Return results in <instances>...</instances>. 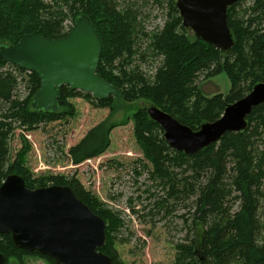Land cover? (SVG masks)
Wrapping results in <instances>:
<instances>
[{"label":"trees","instance_id":"obj_1","mask_svg":"<svg viewBox=\"0 0 264 264\" xmlns=\"http://www.w3.org/2000/svg\"><path fill=\"white\" fill-rule=\"evenodd\" d=\"M154 1L166 4L167 18L161 27L147 32L137 21V11L126 6L124 0H0V44H15L26 34L61 38L75 18L85 14L101 43L97 72L122 91V98L115 99L146 100L192 130L203 122L217 120L227 104L242 98L254 84L264 83V0H238L227 8L234 43L225 52L196 38L182 25L176 0ZM136 54L159 59L152 74H144L131 63ZM219 73H225L230 82L228 93L205 95L197 85L198 78ZM19 82L27 90L22 99L15 94ZM38 89L35 73L0 58V115L7 108L2 115L7 123L0 116V185L8 174H17L31 189L69 186L105 222L106 242L99 250L113 264H122L114 246L118 222L103 217L99 204L79 180L52 174L34 177L23 162V155L32 147L26 133L19 134L20 146L12 156L9 147L12 128L30 133L41 124L65 119V112L59 110L61 106L72 108L70 98L80 96L96 108L111 107L114 99H95L89 93L62 86L58 110L39 112L31 107ZM129 121L143 155V170L162 187L163 196L149 194L152 209L171 215L176 207L184 209L180 216L186 230L182 252L188 261L177 263L264 264V104L252 108L243 131L226 132L194 154L172 149L158 123L148 117L146 107L138 108ZM109 122L101 120L68 148L70 163L79 165L96 159L108 149L117 125ZM135 172L140 173L136 168ZM0 253L6 263L11 257L22 261L30 255L56 264L49 256L18 248L10 234L0 235Z\"/></svg>","mask_w":264,"mask_h":264},{"label":"water","instance_id":"obj_2","mask_svg":"<svg viewBox=\"0 0 264 264\" xmlns=\"http://www.w3.org/2000/svg\"><path fill=\"white\" fill-rule=\"evenodd\" d=\"M238 0H176L182 25L196 38L221 52L233 46L227 24V8ZM100 39L88 16H77L61 38L26 34L15 44H0L4 63L33 72L39 89L31 107L39 112H56L62 86L89 93L95 99L122 98L120 88L103 80L97 72ZM264 104V83L234 103L227 104L213 122L197 130L181 124L151 104L148 117L158 123L167 144L174 150L194 154L217 142L226 132L243 131L246 116ZM10 234L13 243L27 252L49 256L56 264H113L99 248L106 242L105 222L84 204L72 188L64 185L28 188L17 174H8L0 185V235ZM0 264L6 263L0 253Z\"/></svg>","mask_w":264,"mask_h":264},{"label":"rangeland","instance_id":"obj_3","mask_svg":"<svg viewBox=\"0 0 264 264\" xmlns=\"http://www.w3.org/2000/svg\"><path fill=\"white\" fill-rule=\"evenodd\" d=\"M124 1L126 6L137 11V21L144 31L161 27L167 18L166 4L162 1ZM65 24L68 30L70 21ZM141 52L146 53L145 49ZM131 63L138 66L144 74L150 75L159 64V59L152 60L148 55L136 54ZM197 85L207 96L226 94L230 89L225 73L207 79L199 77ZM15 94L20 99L27 96L23 82H19ZM113 99L111 107L96 108L85 98L73 97L68 99L72 108L60 107L59 111L65 112V119L41 124L30 133L23 132L17 126L12 128L9 137L10 155L20 146L19 134L26 133L32 147L26 156L23 155V162L34 177L47 174L75 176L97 201L103 217L118 222L119 231L114 233V246L122 264H175L178 260L186 262L188 259L182 252L186 230L180 217L184 209L176 207L172 215L154 212L151 206L153 198L149 194L163 196L162 187L156 185L143 170V155L132 135L130 116L138 108L147 107L150 102L142 99L133 102L116 100L115 97ZM6 110L7 108L3 109L2 115ZM2 115L1 121L7 123ZM103 119L117 124L111 132L108 149L96 159H88L79 165L70 163L66 157L68 148ZM135 168L139 174L135 172ZM9 262L53 264L42 257L30 255L25 256L22 261L11 257Z\"/></svg>","mask_w":264,"mask_h":264}]
</instances>
